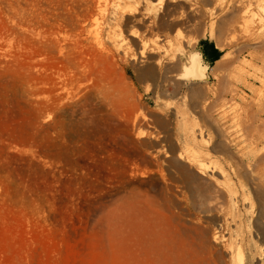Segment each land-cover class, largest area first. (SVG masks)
I'll return each mask as SVG.
<instances>
[{
    "label": "rangeland",
    "instance_id": "rangeland-1",
    "mask_svg": "<svg viewBox=\"0 0 264 264\" xmlns=\"http://www.w3.org/2000/svg\"><path fill=\"white\" fill-rule=\"evenodd\" d=\"M94 3L0 0V264H264L263 40L205 25L208 81L138 79Z\"/></svg>",
    "mask_w": 264,
    "mask_h": 264
},
{
    "label": "bare ground",
    "instance_id": "bare-ground-1",
    "mask_svg": "<svg viewBox=\"0 0 264 264\" xmlns=\"http://www.w3.org/2000/svg\"><path fill=\"white\" fill-rule=\"evenodd\" d=\"M254 3L261 13L258 8L257 13L250 10ZM84 19L89 25L85 31L96 34L93 47L99 53L115 59L136 51L132 61L144 64L138 69V79L165 81L167 73L176 72L172 80L183 86L202 84L208 79V68L202 63L200 53L187 50L193 41L187 40L185 34L192 30L201 33L208 25L210 37L221 49L224 44L217 34L225 29L232 36L237 32L241 37L264 42V0H95ZM104 36L108 42L102 41ZM239 50L264 51V45H249ZM176 53L184 57L183 61L163 68V63L175 60ZM220 68L221 63L217 62L214 70ZM229 201L234 203L232 195ZM213 236L214 239L224 237L217 232ZM237 243L234 235L228 240L231 255L237 252ZM239 261L241 264V257Z\"/></svg>",
    "mask_w": 264,
    "mask_h": 264
},
{
    "label": "crops",
    "instance_id": "crops-1",
    "mask_svg": "<svg viewBox=\"0 0 264 264\" xmlns=\"http://www.w3.org/2000/svg\"><path fill=\"white\" fill-rule=\"evenodd\" d=\"M211 45H212V44H211L210 41H202L200 44H197V46H196V48H195V50H196L197 52L200 53V55L204 58V61H205L209 66H210L211 64H213V63H211L210 60L206 58L205 54H206V50H207L208 48H210ZM213 47H214V49H216V46H213Z\"/></svg>",
    "mask_w": 264,
    "mask_h": 264
},
{
    "label": "trees",
    "instance_id": "trees-1",
    "mask_svg": "<svg viewBox=\"0 0 264 264\" xmlns=\"http://www.w3.org/2000/svg\"><path fill=\"white\" fill-rule=\"evenodd\" d=\"M219 52L214 49L213 45L210 46V48H208L206 50V58L210 60L211 63L215 62L216 60L219 59Z\"/></svg>",
    "mask_w": 264,
    "mask_h": 264
},
{
    "label": "water",
    "instance_id": "water-1",
    "mask_svg": "<svg viewBox=\"0 0 264 264\" xmlns=\"http://www.w3.org/2000/svg\"><path fill=\"white\" fill-rule=\"evenodd\" d=\"M201 59H202V63L204 64V65H206L207 66V68H208V70H209V65L204 61V58L201 56ZM209 80V78L206 80V81H208Z\"/></svg>",
    "mask_w": 264,
    "mask_h": 264
}]
</instances>
